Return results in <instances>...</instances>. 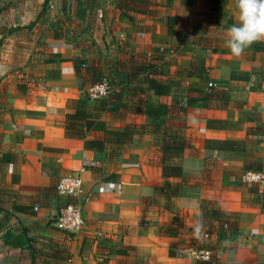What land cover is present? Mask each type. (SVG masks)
<instances>
[{"label":"crops","instance_id":"0c3cea01","mask_svg":"<svg viewBox=\"0 0 264 264\" xmlns=\"http://www.w3.org/2000/svg\"><path fill=\"white\" fill-rule=\"evenodd\" d=\"M118 2L0 0V155L15 158L0 164V264H195L179 252L189 245L221 249L213 264H264V189L243 181L245 171L264 174V40L231 55L236 0H131L127 12ZM140 54L159 58L171 85L147 100L170 107L165 126L187 142L166 161L180 176H163L162 140L141 106L95 111L73 64L83 59L108 77ZM76 109L111 130L146 128L116 153L87 150L65 133ZM73 172L83 180L84 226L70 233L53 218L66 202L56 184ZM202 201L217 202L234 230L202 219ZM6 231L32 246L5 245Z\"/></svg>","mask_w":264,"mask_h":264},{"label":"trees","instance_id":"16d2710c","mask_svg":"<svg viewBox=\"0 0 264 264\" xmlns=\"http://www.w3.org/2000/svg\"><path fill=\"white\" fill-rule=\"evenodd\" d=\"M210 1L215 5L221 3L223 0ZM129 2L131 0H119L117 7L127 12L130 10V6H127ZM135 3L139 2L136 1ZM140 4L142 5V2ZM212 10L216 11V8L212 7ZM173 21L174 19H169V27ZM186 34L190 35L189 33ZM73 64L77 76L84 78L86 84L91 85L105 80L110 87V94L98 101L97 106L94 108L95 111L101 112L109 106L119 108H127L131 104H133L132 106L136 104L141 106L144 115L150 119L151 132L161 137L162 140L163 176L165 178L180 176L181 168L176 165H168L166 161L180 157L187 147V142L178 129L165 126L164 118L169 114L170 107L161 102L147 100L148 94L164 97L168 96L171 91V85L164 76L162 61L155 55H136L134 56V60L126 61L113 67L107 78L102 75L100 70L93 67L87 68L83 59L75 57ZM136 98L145 99V102L134 103L133 100ZM64 128L67 137L82 139L84 141V148L87 150L102 152L108 145H112V152L116 153L120 149L129 147L134 135L138 131L145 129L146 125L131 123L125 125L122 129L111 130L106 126L104 120L89 115L86 110L76 109L74 113L66 116ZM90 131L102 132L103 138L87 139L86 133ZM14 160L13 155H0V164ZM253 171H260V169L256 168ZM262 203L264 205V194ZM14 210L26 211L22 207H14ZM200 217L202 219L217 221L222 231L231 232L236 225V223L229 222L227 217L217 209V202L214 201L201 202ZM2 238L5 245H10L14 249L32 246L30 239H23L21 235L15 236L11 231H6ZM195 264L210 263L195 262Z\"/></svg>","mask_w":264,"mask_h":264},{"label":"built area","instance_id":"2783aa9c","mask_svg":"<svg viewBox=\"0 0 264 264\" xmlns=\"http://www.w3.org/2000/svg\"><path fill=\"white\" fill-rule=\"evenodd\" d=\"M216 85L209 82L207 87L214 88ZM91 99H103L110 94V87L107 81L87 85L83 90ZM243 181L247 184H255L259 189H264V174L261 171H245ZM83 180L79 172H73L59 178L56 184V192L60 198L66 202L59 208L53 218L54 225L63 232H77L84 226L82 215V205L79 202L83 194ZM73 199V201H69ZM33 210L37 212L38 206ZM180 254L194 262L217 263L221 249L201 248L195 245L179 250Z\"/></svg>","mask_w":264,"mask_h":264},{"label":"clouds","instance_id":"9594fccd","mask_svg":"<svg viewBox=\"0 0 264 264\" xmlns=\"http://www.w3.org/2000/svg\"><path fill=\"white\" fill-rule=\"evenodd\" d=\"M236 11L238 24L228 28L225 43L231 55L239 58L247 48L264 40V0H236ZM201 228L198 222L196 232Z\"/></svg>","mask_w":264,"mask_h":264},{"label":"rangeland","instance_id":"374dc122","mask_svg":"<svg viewBox=\"0 0 264 264\" xmlns=\"http://www.w3.org/2000/svg\"><path fill=\"white\" fill-rule=\"evenodd\" d=\"M104 55L107 57V53H106V52L104 53ZM105 77L107 78V76H105ZM87 98H88L90 104H91V105H94V106H97L98 101L100 100V99H91V98H89L88 96H87ZM106 110H107V109H106ZM107 113H109V112L106 111V114H105V113L103 114V116H104L105 119H107V118H109V117H111V116L113 115V112H111L110 115H108Z\"/></svg>","mask_w":264,"mask_h":264}]
</instances>
